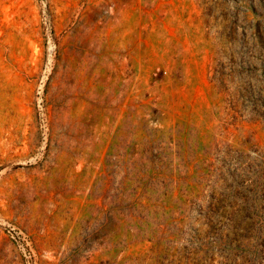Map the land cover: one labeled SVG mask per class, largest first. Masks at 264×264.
Segmentation results:
<instances>
[{
	"label": "rangeland",
	"instance_id": "rangeland-1",
	"mask_svg": "<svg viewBox=\"0 0 264 264\" xmlns=\"http://www.w3.org/2000/svg\"><path fill=\"white\" fill-rule=\"evenodd\" d=\"M1 219L0 264H264V0H0Z\"/></svg>",
	"mask_w": 264,
	"mask_h": 264
},
{
	"label": "built area",
	"instance_id": "built-area-1",
	"mask_svg": "<svg viewBox=\"0 0 264 264\" xmlns=\"http://www.w3.org/2000/svg\"><path fill=\"white\" fill-rule=\"evenodd\" d=\"M1 220L0 223L8 229V231L12 234V237L19 243L22 249L26 251V247L29 245V242L24 232L17 229V227L12 225L11 223Z\"/></svg>",
	"mask_w": 264,
	"mask_h": 264
}]
</instances>
